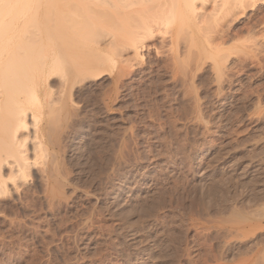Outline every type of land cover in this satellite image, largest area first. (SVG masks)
<instances>
[{
    "label": "rangeland",
    "instance_id": "1",
    "mask_svg": "<svg viewBox=\"0 0 264 264\" xmlns=\"http://www.w3.org/2000/svg\"><path fill=\"white\" fill-rule=\"evenodd\" d=\"M250 1L33 5L12 32L42 38L18 80L46 144L0 197V264H264V0ZM152 22L138 54L121 50ZM57 28L78 47L58 56ZM92 61L107 71L75 75Z\"/></svg>",
    "mask_w": 264,
    "mask_h": 264
},
{
    "label": "bare ground",
    "instance_id": "2",
    "mask_svg": "<svg viewBox=\"0 0 264 264\" xmlns=\"http://www.w3.org/2000/svg\"><path fill=\"white\" fill-rule=\"evenodd\" d=\"M54 1L55 2H61L62 4H66V3L70 4L71 1H72L71 3L75 2V0H53V2ZM77 1L80 3L83 2V0H77ZM84 1H86V0H84ZM125 1L127 2V0H125ZM128 1L130 2L131 0H128ZM250 2L253 3L252 0ZM254 2H255V0H254ZM241 3L242 2H240V4ZM34 4L39 5V0H0V21L4 23V20L6 18H10L9 19L10 22L8 23V25L5 24L3 26L2 24H0V31H1V29L3 30V34L0 35V197H4V195L8 193V190H9L8 189V187H9L8 186V180L13 179L14 177L22 176L23 174H25L26 171L33 168V166L35 165V163H34L35 154H37L38 151L43 150L44 146L46 144V141L44 138V135H45L44 134L45 133L44 127L42 125L38 124V121H37L35 116H33V115L29 116V114L27 112L28 109L23 106L22 97L26 95L25 93H27V91H26L25 87L23 86L24 84L20 82L21 80H18L21 78V77H19L20 76L19 74H21V72L19 71V66H22V65H19V63L21 64V60H22V59H20V56H19L21 54L20 51L22 52L24 50V54H25L24 59L25 60H26V58L28 60L32 59L33 57H31V56L34 55V51L36 50V46H37L38 42H40V40H42V38L40 39V37L38 36L40 33L37 36L25 35V34L16 36V34H14L12 32L13 27H16V24H18L21 20H22V22L23 21L25 22V20H28L27 16H26L27 12L29 13V11L32 10V7ZM189 4H191V3H189ZM194 4L195 3L192 2L191 6H193ZM238 4L237 5L235 4V7L238 6ZM240 4H239V6H240ZM200 5H201V3H200ZM251 5H250V7H253ZM79 6H77V8ZM191 6H190V8L192 9V11H194L193 8H195V5L193 7H191ZM203 6H205V5H203ZM248 7H249V5H248ZM163 8H166V7H163ZM238 8L240 9V7H238ZM157 9H158V7H157ZM123 10H124V8H123ZM195 15H197V13ZM30 16H32V15H30ZM197 16H200V13ZM161 19H162V17H161ZM30 23H31V21H30ZM143 24L144 23H142L141 25H143ZM141 25H140L141 28L144 26L142 32L140 31L141 30L140 27H138V29H136V30L140 29L139 30L141 32L140 34L136 35V33L138 32L136 30L133 31V33L135 32V35H133L132 32H129V35L131 33L132 34L130 36H128V38L129 37L130 38L127 40V42H126L127 44L125 43L127 48H125V50L121 49L122 51H125V53L126 52L128 53L132 50L131 52L138 54L139 45L142 43V38H145V39L152 38V36L154 34V31L152 29V28H154V27H152V26H154L153 22L151 24H147L148 27H146L145 24L143 26H141ZM23 27H24V25H23ZM67 33L68 32L59 34V29H58V30H56L55 34L53 33V34H51L50 37H48V38H50L51 48L53 49V51L55 53L58 54V56L59 55H65L66 53H69L70 49L72 47L73 48L78 47V43H79L78 38L75 36H72L71 34L69 35ZM133 36H135V37L138 36V39L137 38L133 39ZM135 39H137V40L134 41ZM130 40H132V41H130ZM44 41H46V43L48 42L47 40H44ZM128 41L130 44H128ZM39 45H41V44H39ZM20 49H22V50H20ZM115 49H116V47H115ZM119 49H118V51H119ZM122 51H120V54ZM51 52H52V50H51ZM21 68L22 67H20V69ZM50 69H52V68H50ZM75 71H74L76 73V74L74 73L75 75L83 74L84 76L89 75L90 77L94 76V77L98 78L102 74H104V72H106L107 70L102 68V65H100V62L98 63V62L92 61V62H84L82 64L77 65V69ZM74 74L72 73L71 75H74ZM75 75H74V77H75ZM66 76L69 77L70 74L66 75ZM73 79H76V78H73ZM81 80L78 79V81H81ZM47 81H49V78ZM46 84H45L46 93H50L51 90L49 88H47ZM70 84L72 86H75L74 85L75 82H72ZM37 88L38 87L36 85L33 86V88H31L32 89V92H30V94L32 95L31 99L34 100V101L31 100V101L35 103L36 107L41 109L42 106L49 105L51 102L48 100L44 101L42 99L41 94L39 93L40 91ZM27 90H29V89L27 88ZM29 121H31L32 124L29 123ZM26 136L31 137V146L27 145ZM54 168H51V166H47V167L45 166V168L42 170V176L45 177L44 174L48 173V177H49V174L53 173L52 171H54L53 170ZM53 179H55V178L53 177ZM129 196H130V194H129ZM132 201H134L133 198H132Z\"/></svg>",
    "mask_w": 264,
    "mask_h": 264
}]
</instances>
